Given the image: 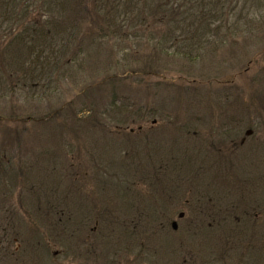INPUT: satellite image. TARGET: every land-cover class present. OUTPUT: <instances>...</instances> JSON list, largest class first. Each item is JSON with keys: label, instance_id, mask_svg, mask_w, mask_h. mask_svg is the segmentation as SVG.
<instances>
[{"label": "rangeland", "instance_id": "1", "mask_svg": "<svg viewBox=\"0 0 264 264\" xmlns=\"http://www.w3.org/2000/svg\"><path fill=\"white\" fill-rule=\"evenodd\" d=\"M102 1H78L85 37L103 24ZM246 16H264V0H241L221 24L244 35L199 38L192 63L111 42L75 83L59 81L57 102L29 84L12 91L4 66L0 264H264V33ZM158 21L130 33L171 45ZM218 99L257 112L235 118Z\"/></svg>", "mask_w": 264, "mask_h": 264}, {"label": "trees", "instance_id": "2", "mask_svg": "<svg viewBox=\"0 0 264 264\" xmlns=\"http://www.w3.org/2000/svg\"><path fill=\"white\" fill-rule=\"evenodd\" d=\"M32 1L0 0V39L7 42L0 49V76L4 66H7L12 70L9 74L15 87L12 91H20L21 87L29 84L31 88L41 90L38 96L40 101L57 102L59 81L75 83L78 75L83 76L79 72H83L86 59L92 57L91 53L107 47V44L111 45V42L116 44L113 47L118 48L120 53H130L133 58L138 56L141 48L149 46L152 53L148 60L162 55L167 59L183 57L192 63L202 57L203 45L196 42L201 41L199 38L212 35L218 38L217 45L221 46L230 40L229 36L244 35L237 24H221L235 13L241 0H234L235 6L229 8L228 13L222 10L228 0H151L152 5L147 0H103L96 9L97 13H94L103 24L99 25L92 37L88 34V40L82 34L86 18L77 9L79 0L77 3L76 0H41L43 14L34 18L28 16L26 11ZM140 4H143L142 7ZM230 11H233L231 15ZM76 14L80 16L78 24L73 19ZM150 18L159 20L168 28L162 40L170 36L171 45L155 42V38L143 41L145 37L139 38L134 32L130 33L148 26ZM250 18L246 16V26L250 32L253 35L264 33V16L256 21ZM94 29L92 27V31ZM141 58L139 56L136 62H141ZM212 106L216 109L225 106L227 113H234L232 116L235 118L243 114L246 116V110L249 111L248 116H252L253 111L257 112L251 105L246 109L239 100L218 99ZM247 128L252 127L249 125ZM226 131L230 132L231 129Z\"/></svg>", "mask_w": 264, "mask_h": 264}, {"label": "water", "instance_id": "3", "mask_svg": "<svg viewBox=\"0 0 264 264\" xmlns=\"http://www.w3.org/2000/svg\"><path fill=\"white\" fill-rule=\"evenodd\" d=\"M181 217H183V215H181Z\"/></svg>", "mask_w": 264, "mask_h": 264}]
</instances>
